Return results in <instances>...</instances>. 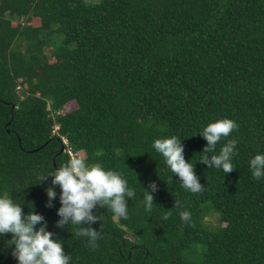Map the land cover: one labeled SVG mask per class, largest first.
I'll return each instance as SVG.
<instances>
[{"label":"trees","instance_id":"16d2710c","mask_svg":"<svg viewBox=\"0 0 264 264\" xmlns=\"http://www.w3.org/2000/svg\"><path fill=\"white\" fill-rule=\"evenodd\" d=\"M225 118L239 126L227 138L238 141L228 174L199 162L200 134ZM173 136L202 193L184 189L153 148ZM72 153L135 191L126 220L93 210L103 237L95 249L74 235L80 226H55L61 189L51 176L39 182ZM257 154L264 0H0V196L43 215L69 264H264V177L249 165ZM11 240L0 235V264H18Z\"/></svg>","mask_w":264,"mask_h":264},{"label":"clouds","instance_id":"9594fccd","mask_svg":"<svg viewBox=\"0 0 264 264\" xmlns=\"http://www.w3.org/2000/svg\"><path fill=\"white\" fill-rule=\"evenodd\" d=\"M238 124L232 119H220L209 123L202 131V136L207 145L203 149L204 155L200 163L209 169L215 167L222 169L226 174L234 171L232 158L237 153L234 151L238 141L227 139L238 130ZM222 138L227 142L220 148L219 154L215 153L218 143ZM153 148L165 159L167 166L172 173L181 181V186L193 194L202 193L204 187L199 183V178L195 174L194 166L184 158V146L177 137L156 139ZM252 177L260 180L264 177V155L257 154L249 162ZM52 177V185L61 189L59 201L60 207L57 215L60 219L56 222L57 228H64L72 224L80 227L76 228V237H86L90 247H98L97 241L102 239L101 231L91 227L99 221L93 210L100 208L110 209L117 220L128 218V203L126 198H134L135 191L129 188L126 179L122 174L105 170L99 163L89 165L85 157L79 153H72L67 163L58 167L53 174L40 176L39 182H43L47 177ZM144 189L145 210L152 211L154 205V195L157 189L155 182ZM48 201L46 207L52 208V201L56 199L57 193L54 187L46 189ZM184 207L181 201L175 200L174 208ZM184 222L191 220L189 211L179 213ZM169 215L163 219L167 220ZM39 225V228H37ZM89 225V227H84ZM47 221L44 216L34 211L27 215L23 213L22 206L14 203L7 195L0 196V235L12 234L14 245L13 256L18 264H69L70 255H66L62 243L58 239H53V233L47 231Z\"/></svg>","mask_w":264,"mask_h":264},{"label":"rangeland","instance_id":"374dc122","mask_svg":"<svg viewBox=\"0 0 264 264\" xmlns=\"http://www.w3.org/2000/svg\"><path fill=\"white\" fill-rule=\"evenodd\" d=\"M207 220H211L213 222L214 221V217L213 216H210V217H208Z\"/></svg>","mask_w":264,"mask_h":264},{"label":"water","instance_id":"95a60500","mask_svg":"<svg viewBox=\"0 0 264 264\" xmlns=\"http://www.w3.org/2000/svg\"><path fill=\"white\" fill-rule=\"evenodd\" d=\"M62 150V149H61Z\"/></svg>","mask_w":264,"mask_h":264}]
</instances>
